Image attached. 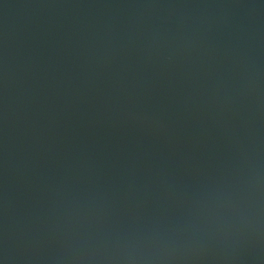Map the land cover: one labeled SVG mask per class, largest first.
<instances>
[{
  "label": "water",
  "instance_id": "water-1",
  "mask_svg": "<svg viewBox=\"0 0 264 264\" xmlns=\"http://www.w3.org/2000/svg\"><path fill=\"white\" fill-rule=\"evenodd\" d=\"M0 264H264V0H0Z\"/></svg>",
  "mask_w": 264,
  "mask_h": 264
}]
</instances>
